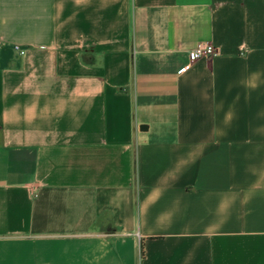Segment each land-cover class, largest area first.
<instances>
[{
  "label": "crops",
  "instance_id": "crops-1",
  "mask_svg": "<svg viewBox=\"0 0 264 264\" xmlns=\"http://www.w3.org/2000/svg\"><path fill=\"white\" fill-rule=\"evenodd\" d=\"M0 52V264H264V0H0Z\"/></svg>",
  "mask_w": 264,
  "mask_h": 264
},
{
  "label": "built area",
  "instance_id": "built-area-1",
  "mask_svg": "<svg viewBox=\"0 0 264 264\" xmlns=\"http://www.w3.org/2000/svg\"><path fill=\"white\" fill-rule=\"evenodd\" d=\"M16 50L21 51V48L18 46L15 47ZM21 53H23L21 51ZM219 54V49L210 44V43H202L199 44L196 48L191 50L188 54V63L184 66L183 70L188 69L193 63L203 58H213Z\"/></svg>",
  "mask_w": 264,
  "mask_h": 264
},
{
  "label": "rangeland",
  "instance_id": "rangeland-1",
  "mask_svg": "<svg viewBox=\"0 0 264 264\" xmlns=\"http://www.w3.org/2000/svg\"><path fill=\"white\" fill-rule=\"evenodd\" d=\"M14 57L16 58V54H14ZM7 60H10L8 55L2 56V53L0 52V64L4 65L7 62Z\"/></svg>",
  "mask_w": 264,
  "mask_h": 264
}]
</instances>
